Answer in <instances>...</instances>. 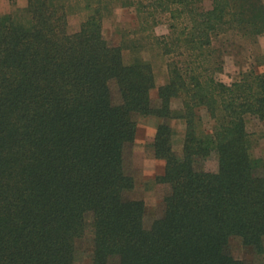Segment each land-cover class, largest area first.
Instances as JSON below:
<instances>
[{"label":"trees","instance_id":"obj_1","mask_svg":"<svg viewBox=\"0 0 264 264\" xmlns=\"http://www.w3.org/2000/svg\"><path fill=\"white\" fill-rule=\"evenodd\" d=\"M84 1L75 32L71 0L0 13V264H78L89 232L90 264H248L231 239L264 250V174L248 130L264 121V0ZM116 6L139 27L112 44L104 22ZM164 22L168 35L136 36ZM149 48L167 66L160 86ZM228 54L253 60L231 84L219 78ZM135 115L159 122L152 148L170 186L150 227L145 202L128 198ZM174 121L186 126L181 152Z\"/></svg>","mask_w":264,"mask_h":264},{"label":"rangeland","instance_id":"obj_2","mask_svg":"<svg viewBox=\"0 0 264 264\" xmlns=\"http://www.w3.org/2000/svg\"><path fill=\"white\" fill-rule=\"evenodd\" d=\"M210 2V0H207ZM74 7L70 15V30L72 32L78 31L82 23L87 19L89 11L84 8V0H71ZM80 3L79 6L77 4ZM28 5V0H0V13L15 14L25 9ZM139 27L136 17V11L133 8H123L121 6L114 7L107 13L104 22V34L108 41L112 44H119L122 41V34L125 31H134ZM170 33L167 22L157 25L153 30L149 29L146 32H139L136 36H144L153 41V34L161 37ZM260 49L264 53V35L260 38ZM146 57L152 59L155 65L158 86L164 84L167 80V66L162 57H156V50L154 48L146 49ZM129 52H125L126 60L130 59ZM250 63L246 58L239 59L234 54L225 56V69L219 78L231 84L239 78L242 71L251 69ZM114 97L119 100V92L117 85L113 86ZM154 105L158 104L157 90L153 91ZM181 102H176V107H180ZM207 118L206 113H203ZM135 120L138 123V132L136 140L133 144H129L125 150L126 169L128 173L134 176L136 181L135 189L128 193V198L140 200L146 204V226L150 227L153 221L160 217L164 211V198L170 192V186L158 182V177L165 172L166 163L159 160L155 156L152 145L155 141L159 122L152 117H144L142 115H135ZM176 131L174 137V148L176 151L181 152L186 126L183 122H172ZM248 130L251 134L253 142L252 153L262 162L259 169V174H264V121L258 119H250L248 121ZM216 161L212 160L205 164V168H216ZM89 254L92 248V234L89 232L86 240L83 242L82 247ZM231 248L234 257L248 264H264V250L262 252L256 251L253 247L247 246L243 239L234 237L231 239ZM86 255L85 260H81L78 264H90Z\"/></svg>","mask_w":264,"mask_h":264}]
</instances>
